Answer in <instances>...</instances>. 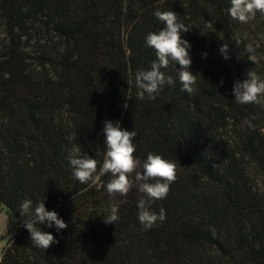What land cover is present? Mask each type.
<instances>
[{"label": "trees", "instance_id": "obj_1", "mask_svg": "<svg viewBox=\"0 0 264 264\" xmlns=\"http://www.w3.org/2000/svg\"><path fill=\"white\" fill-rule=\"evenodd\" d=\"M229 7L230 0H0V202L10 216L0 264H264V107L232 94L248 71L264 79V16L242 24ZM157 10L173 11L189 29L182 39L197 83L191 95L182 92L180 66L170 64L163 71L175 84L141 101L135 74L156 59L145 40L164 27ZM206 22L215 31L203 30ZM252 116L254 130L243 123ZM105 121L137 132L142 163L153 153L176 164L167 197L152 205L166 220L150 230L138 220V187L110 197V173L90 188L73 177L74 145L102 165ZM25 200L45 203L67 224L60 232L39 226L58 241L47 250L22 227ZM112 205L119 219L105 224Z\"/></svg>", "mask_w": 264, "mask_h": 264}, {"label": "clouds", "instance_id": "obj_2", "mask_svg": "<svg viewBox=\"0 0 264 264\" xmlns=\"http://www.w3.org/2000/svg\"><path fill=\"white\" fill-rule=\"evenodd\" d=\"M227 11L231 18L246 24L254 20L257 13L264 16V0H230ZM153 15L164 27L146 36V46L155 51L156 59L151 63L150 68L138 69L135 74L137 98L141 101L146 97L148 100H155L165 85L175 84L173 78L163 71L170 64L180 66L176 73L182 85L181 91L191 95L197 83V76L189 70L192 64L191 45L182 39V34L189 29L173 11L157 10ZM203 30L215 31L213 23L206 22ZM229 51V45L226 43L219 48L225 60L229 59ZM246 52L249 54V59L255 62L254 49L247 46ZM246 76L247 78L243 81L237 79L233 84L232 94L235 96V101L242 105L257 104L264 107V79L254 70L248 71ZM124 107L127 108V104ZM254 119L255 116H252L251 119H245L243 123L254 130L251 122ZM103 135L105 137L104 158L99 167V162L83 152L80 146L72 147L69 164L73 170V177L90 188L110 173L112 178L106 185L110 197H115L116 194L127 196L134 185L138 187L142 197L137 205V215L143 230H150L158 221H165V209L160 208L157 214L152 210V205L155 201L167 197L170 185L176 180V164L153 153H148L143 163L135 158L136 145L133 140L137 132L123 129L118 121H105ZM140 168L142 171H137ZM133 174L134 180L131 178ZM18 211L22 217V227L30 233L31 242L35 247L47 250L51 245L58 243L52 234L42 231L40 225H46L48 228L55 226L57 232L67 228V224L59 218L56 211L46 209L45 203H37L33 207L31 200H25L18 206ZM118 211V205H112L109 215L104 218V223H115L119 219Z\"/></svg>", "mask_w": 264, "mask_h": 264}, {"label": "rangeland", "instance_id": "obj_3", "mask_svg": "<svg viewBox=\"0 0 264 264\" xmlns=\"http://www.w3.org/2000/svg\"><path fill=\"white\" fill-rule=\"evenodd\" d=\"M10 216L6 207L0 202V256L3 255V250L7 246L5 234L8 228Z\"/></svg>", "mask_w": 264, "mask_h": 264}]
</instances>
